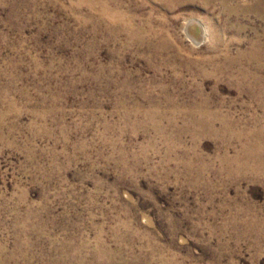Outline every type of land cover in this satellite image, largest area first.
<instances>
[{"label": "rangeland", "instance_id": "1", "mask_svg": "<svg viewBox=\"0 0 264 264\" xmlns=\"http://www.w3.org/2000/svg\"><path fill=\"white\" fill-rule=\"evenodd\" d=\"M262 160L264 0H0V264H264Z\"/></svg>", "mask_w": 264, "mask_h": 264}, {"label": "bare ground", "instance_id": "2", "mask_svg": "<svg viewBox=\"0 0 264 264\" xmlns=\"http://www.w3.org/2000/svg\"><path fill=\"white\" fill-rule=\"evenodd\" d=\"M198 34V33H197ZM257 148V147H256ZM257 153H259V152H257ZM258 155V154H257ZM258 157V156H257ZM259 157H260V155H259ZM261 160V159H260ZM259 167H263L264 168V160H262V161H260L259 162Z\"/></svg>", "mask_w": 264, "mask_h": 264}]
</instances>
